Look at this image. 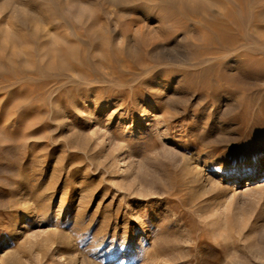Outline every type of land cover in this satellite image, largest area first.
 <instances>
[{"label": "rangeland", "instance_id": "374dc122", "mask_svg": "<svg viewBox=\"0 0 264 264\" xmlns=\"http://www.w3.org/2000/svg\"><path fill=\"white\" fill-rule=\"evenodd\" d=\"M180 1L0 0V257L158 264L160 248L167 264H264V169L246 178L264 144L244 134L264 118V23L248 32L259 51L247 55L215 38L226 21L214 10L217 20ZM61 14L82 22L92 44L63 28ZM61 57L113 75L62 94L72 72L46 70Z\"/></svg>", "mask_w": 264, "mask_h": 264}, {"label": "bare ground", "instance_id": "6f19581e", "mask_svg": "<svg viewBox=\"0 0 264 264\" xmlns=\"http://www.w3.org/2000/svg\"><path fill=\"white\" fill-rule=\"evenodd\" d=\"M152 1V0H151ZM167 5H170L171 7L174 5V4H176L177 3V0H163ZM176 2V3H175ZM180 2H182V0L180 1ZM183 2L186 4V6H183V7H186V10H193V12H194V10H208L209 12L211 11L212 12V10H214V12L216 13L215 15H217V16H219V17H221V18H223V21L225 20L226 22H223L224 24H221V22H219V23H217V24H221L218 28H219V34L218 35H215V38L218 36V39L220 40V41H222V42H226V41H232L233 43V45H235L234 43H238V44H240V45H242L243 46V48H244V50L246 51V52H248L247 53V55H250V53L251 52H257V51H259V49H257V50H251V49H253L252 48V46H255V45H252V46H250L251 44H252V38H251V36L250 35H248V32H250V31H252L253 29H255V30H259L258 32H256V31H253V32H255V35H256V33L258 34L259 32L261 33V31L262 30H260L261 29V26L262 25H260V24H262V23H264V0H183ZM179 3V2H178ZM14 4V3H13ZM133 4V3H132ZM173 4V5H172ZM23 5V4H22ZM178 5V4H177ZM181 5V4H180ZM175 7H176V5H174ZM25 7H26V5H25ZM55 7H56V5H55ZM59 7V6H58ZM57 8V7H56ZM60 8V7H59ZM119 8V7H118ZM61 9V8H60ZM134 9V8H133ZM147 9V8H146ZM14 10H24V8H22V7H15L14 8ZM27 10V9H26ZM52 10V9H51ZM59 10V9H58ZM237 10H239V12L237 11ZM254 10H256V11H254ZM29 12V11H28ZM28 12H25V11H17L16 13H19L18 14V17L19 18H21V19H23V21H28L29 19L31 20L32 18H34V15H30ZM80 12V11H79ZM211 12L209 13V15L212 17V19L213 20H217V19H214V17H213V15L211 14ZM32 14V13H31ZM58 13H56V15H57ZM85 14V13H84ZM61 15H63V14H61ZM84 16V15H83ZM58 17V16H57ZM63 17V23L61 24L62 26H63V28L64 27H67V28H72V30H73V34H74V37L77 39V41H82V43H84L83 42V40H84V38H86L85 36H87L88 38H86V39H88L89 40V42H90V44H92L91 42L92 41H90L91 40V37L89 36V34H86V33H81V31H78V28H79V26L80 25H83V23L81 22V23H79V24H77L76 23V21L75 22H72L71 20H69V18L67 17V14L66 15H63L62 16ZM71 18V17H70ZM220 18V19H221ZM222 20V19H221ZM44 21V20H43ZM43 21H42V23H43ZM49 21V20H48ZM211 21V20H210ZM62 22V21H61ZM96 22V21H95ZM229 22H231L232 23V25H234L235 26V29H237V31L238 32H240L239 33V35L237 36V37H234V35H230L229 34V32L230 31H234L233 29H230V27H229V25L231 24V23H229ZM45 23V22H44ZM93 23H94V21H93ZM97 23V22H96ZM96 23H95V25H96ZM46 25V24H45ZM206 26V25H205ZM49 27V26H48ZM216 27V26H215ZM263 27H264V25H263ZM260 28V29H259ZM65 30H67V29H65ZM80 30V29H79ZM93 30V29H92ZM102 30V29H101ZM244 30H246V34H245V31ZM104 30H102V32H103ZM244 31V32H243ZM83 32V31H82ZM105 32V31H104ZM251 33V32H250ZM259 33V34H260ZM263 33H264V31H263ZM236 34V33H235ZM68 35V34H67ZM253 35H254V33H253ZM254 35V36H255ZM122 36H123V34H122ZM124 36H126V35H124ZM258 36H260V35H258ZM127 37V36H126ZM52 38V37H51ZM254 38V37H253ZM261 38H262V35H261ZM95 39V38H94ZM58 40V39H57ZM210 40H212V37H211V39ZM262 40V39H261ZM212 41H214V40H212ZM58 42V41H57ZM63 42V41H62ZM70 42V41H69ZM73 42H75V41H73ZM102 42V41H101ZM101 42H97V44H99V43H101ZM111 41H109V43H110ZM262 42V41H261ZM58 43H61L60 41L58 42ZM77 43V42H76ZM81 43V42H80ZM81 43V44H82ZM86 43V42H85ZM95 43H96V41H95ZM103 43V42H102ZM227 43V42H226ZM225 43V44H226ZM61 44H64V42L63 43H61ZM65 44H66V42H65ZM78 44V43H77ZM87 44H88V42H87ZM89 44V45H90ZM97 44H93V46L94 45H97ZM103 44H105V42L103 43ZM111 44V43H110ZM228 44V43H227ZM231 44V45H232ZM76 45V44H75ZM231 45H230V47H231ZM233 45H232V49H233ZM239 45V46H240ZM81 46V45H80ZM79 46V47H80ZM85 46V45H84ZM99 46V45H98ZM102 46H104V45H102ZM106 46V45H105ZM73 47V46H72ZM95 47H97V46H95ZM229 47V48H230ZM235 47H237V45H235ZM259 48H262V49H264V47L262 46V45H259L258 46ZM68 48L69 47H67V45L66 46H64L63 48L61 47L60 48V50L61 49H64V53L65 52H68ZM78 49V47H75V48H70V49H72V51H75V50H77ZM81 49V48H80ZM83 49V48H82ZM98 49H99V47H98ZM101 49L103 50L104 48H102L101 47ZM228 49V48H227ZM239 49H240V47H239ZM85 50V49H84ZM84 50H82L81 51V53L84 51ZM95 50H97V49H95ZM95 50H93L94 52H95ZM100 50V49H99ZM98 50V51H99ZM238 50V49H237ZM242 50V49H241ZM241 50H239L240 52H241ZM61 51H63V50H61ZM60 51V52H61ZM72 51H71V56H74L73 54H75V53H78V52H73V54H72ZM230 51H232V50H230ZM238 51V52H239ZM261 51V50H260ZM264 51V50H263ZM262 51V52H263ZM56 52V51H55ZM55 52H54V54H55ZM79 52H80V50H79ZM85 52V51H84ZM87 52V51H86ZM88 52H90V51H88ZM87 52V53H88ZM99 52H101V51H99ZM59 55H60V53H59V51L57 52ZM62 53V52H61ZM81 53H80V56H81ZM91 53V52H90ZM242 53V52H241ZM261 53V52H260ZM66 54V53H65ZM65 54H64V57H65ZM68 54H70V52H68ZM83 54H85V53H83ZM92 54V53H91ZM94 54V53H93ZM97 54V57H99L98 55V53H96ZM62 55H63V53H62ZM61 55V56H62ZM77 55V54H76ZM86 55V57L88 58V56H87V54H85ZM95 55V54H94ZM101 55V54H100ZM54 56H56V55H54ZM67 56V55H66ZM96 56V55H95ZM235 56V55H234ZM60 57V56H59ZM63 57V56H62ZM62 57H61V62L59 63V64H57L56 65V67H55V65H54V69H53V65L52 66H48L47 68H46V70H48L47 72H49L50 71V69H52V71L54 70V71H56L55 72V74H52V75H50V72H49V75H48V73H46L45 75H48L47 77H50L51 78V76H52V78H55V77H57V78H66V80H67V78H68V76L71 74H69V75H67V72L69 71V72H72V77L73 78H69V82H70V79H71V82L69 83L68 81L67 82H65V83H69V86H71V88H69V89H66V88H62V87H59V89L61 90V89H63L62 90V94H63V92H66L67 94H68V92H72V91H75V90H79V88H81V85L83 86H85V85H87L88 87L90 86H93L92 84L93 83H100V82H102V80H104V78L106 77L105 75H110V76H112L113 75V73L111 72H104V70H103V73H102V71L101 72H99L100 70H99V68L98 67H95V68H98V69H95L94 71H92L91 70V72L89 73H86V72H84V71H82L81 69H78L77 67H73L72 65H69V62L71 61H69L68 62V64H66L67 62L66 61H68V60H66L67 59V57H65L66 59H65V61H63V59H62ZM74 57H76V56H74ZM225 57V56H224ZM228 57H230V56H228ZM57 58V57H56ZM72 58V57H71ZM80 58V57H79ZM94 57H92V59H93ZM232 58H233V56H232ZM58 59V58H57ZM95 59V58H94ZM97 59V58H96ZM228 59H230V58H228ZM82 60H86V59H83V57L81 58V61ZM89 60H91V58H89ZM99 60L100 59H98V63L97 64H99ZM102 60V59H101ZM104 60V59H103ZM79 61V59L77 60V62ZM93 61V60H92ZM92 61H90V63L92 62ZM105 61V60H104ZM245 61V60H244ZM57 62V61H56ZM65 62V63H64ZM103 62V61H102ZM115 61L113 60V63H114ZM243 62V61H242ZM241 62V63H242ZM247 62V61H246ZM246 62H244V63H246ZM50 63V62H49ZM54 63H55V61H54ZM79 63V62H78ZM88 63H89V61H88ZM123 64H124V62H122ZM121 63V65H123ZM227 63H234V61L233 60H229V61H227ZM240 63V62H239ZM239 63H237V64H239ZM248 63V62H247ZM252 63V62H251ZM82 64H84V63H82ZM114 64H116V63H114ZM119 63H117V65H115V66H119L118 65ZM79 65V64H78ZM85 65H86V62H85ZM93 66L95 65L94 63L92 64ZM47 66V65H46ZM88 66V65H87ZM92 66V67H93ZM96 66V65H95ZM86 67V66H85ZM103 68H105L104 67V64H103V66H102ZM88 68H90V66H88ZM94 68V67H93ZM92 68V69H93ZM43 69H45V68H43ZM91 69V68H90ZM89 69V70H90ZM107 69H109L108 67H107ZM117 68H115V70H116ZM99 70V71H98ZM110 70V69H109ZM262 70V69H261ZM45 70H43V72H44ZM106 71V70H105ZM132 71V70H131ZM58 72V73H57ZM68 72V73H69ZM148 73H149V71H147ZM131 73V72H130ZM135 73V72H134ZM147 73V74H148ZM114 74H115V72H114ZM117 74V73H116ZM121 74V73H120ZM124 74H125V72H124ZM44 75V74H43ZM122 75V74H121ZM115 76V75H114ZM117 76V75H116ZM119 76V75H118ZM46 77V76H45ZM44 77V78H45ZM61 78V79H62ZM63 78V79H64ZM134 78H136V77H133V79ZM140 78V77H139ZM49 79V78H48ZM47 79V80H48ZM60 79V80H61ZM74 79V80H73ZM75 79H76V81H75ZM107 79V78H106ZM115 79V78H114ZM44 80H46V78L44 79ZM51 80V79H50ZM54 80V79H53ZM132 80V79H131ZM59 80H57V82H58ZM64 81V80H63ZM111 81H113V80H111ZM123 81H124V79H123ZM129 81V80H128ZM133 81V80H132ZM48 82V81H47ZM134 82V81H133ZM133 82H131V83H133ZM53 83V82H52ZM98 83V84H99ZM56 84V83H55ZM61 84H64V83H60V85ZM94 84V85H95ZM125 84V83H124ZM54 85V84H53ZM65 85H67V84H65ZM100 85V84H99ZM48 86V85H47ZM46 86V87H47ZM55 86V85H54ZM59 86V85H58ZM68 85H67V87H69ZM97 86V85H96ZM56 87H57V85H56ZM66 87V86H65ZM50 88V87H49ZM90 89V88H89ZM96 89V88H95ZM47 90V89H46ZM51 91V90H50ZM54 91V90H53ZM56 91H58L57 89H56ZM68 91V92H67ZM83 91V90H82ZM88 91V90H87ZM52 92V91H51ZM50 92V93H51ZM84 92V91H83ZM89 92V91H88ZM47 93V92H46ZM50 93H47V94H50ZM78 93V92H77ZM96 93V92H95ZM53 94V93H52ZM65 94V93H64ZM57 96V95H56ZM61 96V95H60ZM78 96V95H77ZM79 97H81V96H79ZM82 97H83V95H82ZM97 97V96H96ZM53 98V97H52ZM67 98H69V97H67ZM86 98V97H85ZM62 100V99H61ZM93 102V101H92ZM98 102V101H97ZM65 103V102H64ZM72 103V102H71ZM74 103V102H73ZM59 104V103H58ZM61 106V105H60ZM75 106V105H74ZM73 106V107H74ZM62 107V106H61ZM66 107H67V105H66ZM69 107V106H68ZM61 109V108H60ZM59 109V110H60ZM75 109V108H74ZM255 109V108H254ZM257 109V112L256 113H258V114H264V107H259V108H256ZM52 110V109H51ZM65 111V110H64ZM76 111V110H75ZM256 111V110H255ZM255 111H253L254 113H255ZM50 112V111H49ZM52 112V111H51ZM77 112V111H76ZM252 113V112H251ZM76 116V115H75ZM248 117H250V116H248ZM254 117V116H253ZM263 117H264V115H263ZM63 118V117H62ZM252 118V117H251ZM255 118V117H254ZM256 119V118H255ZM144 120H145V123L143 124V125H145V124H148L146 121H149L150 120V118H149V116L148 115H146L145 117H144ZM252 121V120H251ZM260 121H261V124H262V126L260 127V130H258V131H254L253 130V128H252V130L253 131H250V130H246L248 133H245L244 131V134L246 135V134H255V135H252V136H250V142H252V143H250V144H253L254 142V144H256L257 142H259V143H261V144H264V118L261 120L260 119ZM250 122V121H249ZM248 123V122H247ZM253 123H254V121H253ZM242 124V123H241ZM240 124V125H241ZM258 125V124H257ZM48 126V125H47ZM244 126L245 127H247V125H243V128H244ZM78 129V128H77ZM241 129V128H240ZM239 129V130H240ZM246 129V128H245ZM241 131V130H240ZM243 132H241V133H243ZM244 134L243 135H241L242 136V138H244L245 136H244ZM247 136V135H246ZM248 147V146H247ZM253 147H251L249 150L250 151H253ZM186 159V158H185ZM195 159H196V157H195ZM191 160H193L192 159V157H190L189 159H187V160H184L185 162L187 161L188 163L191 161ZM199 160V159H198ZM193 163V162H192ZM192 163L190 164V165H192ZM192 166H194V165H192ZM195 166H196V164H195ZM222 167V166H221ZM196 168V167H195ZM223 169H228L227 168V166H225V164H224V166L222 167ZM255 169H254V171H251L247 176H246V178H250V177H252V176H254L256 173H258V172H262L263 171V169H264V158L263 159H260L259 161H257V163L255 164V167H254ZM189 171H190V169H189ZM201 172L200 171H198V172H196L194 175V177H193V181H195V180H202V175L200 174ZM230 174V173H229ZM190 178V177H189ZM234 178L236 179V183H238V182H241V177H240V174H236V175H234ZM192 179V177L190 178V180ZM192 183H195V182H192ZM44 190V189H43ZM40 191H41V189H40ZM39 192V191H38ZM42 192V191H41ZM34 196V195H33ZM38 197V196H37ZM34 198V197H33ZM26 210V209H25ZM202 211V210H201ZM29 214H30V212L29 211H24L21 215H19L17 218H16V224H19L21 221H23V220H25L28 216H29ZM2 222V221H1ZM15 226V225H14ZM16 235H17V231L15 230L13 233H12V237H10V240H12V239H14L15 237H16ZM136 237V236H135ZM135 246V245H134ZM134 246L132 247V248H130L131 249V252H133L134 251ZM164 249V248H163ZM5 253L7 252V251H4ZM149 253V252H148ZM7 254V253H6ZM150 254V253H149ZM151 255V254H150ZM150 255H149V257H150ZM165 256H166V253H165V251L164 250H162V249H154L153 250V253H152V257H151V259H156V261L158 260V264H167V263H165L164 261H166V260H164L163 262H162V260L161 261H159L160 259H162V258H165ZM15 259V256L13 255V253L12 254H9V255H4V257H0V263H3V264H12V261ZM167 260H169V259H167ZM153 261H155V260H153ZM15 262V261H14ZM17 262V261H16ZM13 264H16V263H13Z\"/></svg>", "mask_w": 264, "mask_h": 264}]
</instances>
